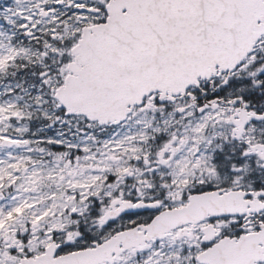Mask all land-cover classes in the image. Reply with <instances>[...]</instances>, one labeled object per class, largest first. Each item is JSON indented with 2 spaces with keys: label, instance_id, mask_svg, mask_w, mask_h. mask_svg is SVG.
<instances>
[{
  "label": "snow or ice",
  "instance_id": "snow-or-ice-1",
  "mask_svg": "<svg viewBox=\"0 0 264 264\" xmlns=\"http://www.w3.org/2000/svg\"><path fill=\"white\" fill-rule=\"evenodd\" d=\"M0 264H264V0H0Z\"/></svg>",
  "mask_w": 264,
  "mask_h": 264
}]
</instances>
